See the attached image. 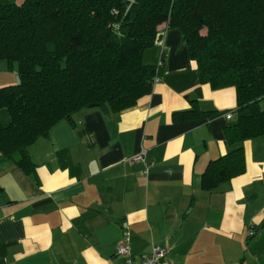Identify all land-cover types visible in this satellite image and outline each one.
Returning a JSON list of instances; mask_svg holds the SVG:
<instances>
[{
	"label": "crops",
	"instance_id": "crops-1",
	"mask_svg": "<svg viewBox=\"0 0 264 264\" xmlns=\"http://www.w3.org/2000/svg\"><path fill=\"white\" fill-rule=\"evenodd\" d=\"M162 58L159 81L133 106L84 108L31 143V171L0 155V264H122L125 231L135 259L157 245L171 264H264V134L242 141L243 173L204 189L207 165L232 147L236 89L200 82L180 30L165 23L142 54ZM18 80L0 60V86Z\"/></svg>",
	"mask_w": 264,
	"mask_h": 264
},
{
	"label": "trees",
	"instance_id": "trees-1",
	"mask_svg": "<svg viewBox=\"0 0 264 264\" xmlns=\"http://www.w3.org/2000/svg\"><path fill=\"white\" fill-rule=\"evenodd\" d=\"M180 30L199 81L233 86L231 149L207 165L204 189L244 172L241 143L264 134V0H23L0 4V60L19 80L0 86V155L31 171L27 147L99 104L133 106L163 65L142 60L161 24ZM205 30V34L202 31Z\"/></svg>",
	"mask_w": 264,
	"mask_h": 264
},
{
	"label": "built area",
	"instance_id": "built-area-1",
	"mask_svg": "<svg viewBox=\"0 0 264 264\" xmlns=\"http://www.w3.org/2000/svg\"><path fill=\"white\" fill-rule=\"evenodd\" d=\"M161 64V61L159 62ZM159 81V75H156L153 79V83ZM228 119L231 118V114H226ZM146 154V150L141 147L139 152L133 156V160H143ZM249 234H253V230L249 231ZM116 253L122 258V264H171V261L167 258V249L165 247L154 245L151 253L148 257L142 259H135L132 254L131 246L129 242V233L124 232L123 239L118 243L116 247Z\"/></svg>",
	"mask_w": 264,
	"mask_h": 264
},
{
	"label": "water",
	"instance_id": "water-1",
	"mask_svg": "<svg viewBox=\"0 0 264 264\" xmlns=\"http://www.w3.org/2000/svg\"><path fill=\"white\" fill-rule=\"evenodd\" d=\"M98 105H99V104L94 103V104H90L89 106L92 107V106H98ZM101 109H102L103 111H105V112L108 111L107 107H102Z\"/></svg>",
	"mask_w": 264,
	"mask_h": 264
},
{
	"label": "rangeland",
	"instance_id": "rangeland-1",
	"mask_svg": "<svg viewBox=\"0 0 264 264\" xmlns=\"http://www.w3.org/2000/svg\"><path fill=\"white\" fill-rule=\"evenodd\" d=\"M202 34H205V30L202 31ZM261 106L264 107V99L261 101Z\"/></svg>",
	"mask_w": 264,
	"mask_h": 264
}]
</instances>
